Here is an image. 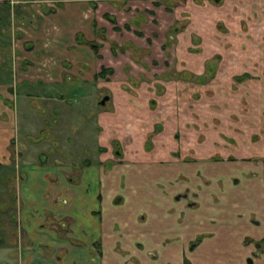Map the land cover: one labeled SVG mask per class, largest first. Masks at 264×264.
Here are the masks:
<instances>
[{
  "label": "rangeland",
  "instance_id": "rangeland-1",
  "mask_svg": "<svg viewBox=\"0 0 264 264\" xmlns=\"http://www.w3.org/2000/svg\"><path fill=\"white\" fill-rule=\"evenodd\" d=\"M69 1L62 5L57 16L49 15L58 12L51 11L53 5L58 4L53 0L0 3V76L11 82L16 106L17 103L19 108L28 106L26 88L38 89L42 96L57 95V83L48 85L37 80L35 84L39 88L32 84L22 86L12 71L28 68L35 79L48 74L43 69L47 63L44 58L52 56L53 50L51 36L45 35L48 33L44 30L45 23H49L48 18L54 17L52 20L56 22L62 18L70 32L64 38L68 40L66 49L78 55L76 57L84 58L85 51H89L97 58L87 62L93 64L89 67V64L81 66L70 62L66 67L70 80L60 85L63 88L59 91L60 101L61 94L67 92L65 103L72 114L78 115L75 110L86 113L81 120L76 117L80 122L71 126L74 133L81 121L85 125L79 126L85 141L80 145L81 156L75 152L78 148L70 151L76 155L70 158L75 170L81 171L84 165L88 167L92 163H83L84 157L97 161L98 153H102L105 160L108 148L104 143L109 142L114 149L115 139L120 141L124 154L131 155L118 161L125 165L115 164L112 169L126 175L118 188L129 197H132L130 190L138 189L139 193L159 187L171 202L174 194L185 189H197V193L208 190V195L232 190L234 194L228 198L229 202L237 199L235 193L240 192L242 184H236L235 179L242 173L247 176L245 168L250 165L238 157L246 150L253 154L254 149L264 147V0ZM78 14L85 19L76 22ZM96 43L101 46L94 48ZM51 61L63 60L53 58ZM104 66L112 72L99 76ZM54 68L56 72L57 66ZM91 68L98 71L95 83H82L75 77L82 76L84 69L91 77L94 75ZM36 95L35 100L42 106L41 96ZM105 95L111 97L105 105L95 103L97 97L101 100ZM7 103L14 105L13 98ZM90 103L96 105L95 115L89 114ZM33 106H29L28 114L35 113ZM60 108L63 107L59 105ZM98 112L111 113L112 121L118 125L111 133L102 132L100 148ZM33 118L36 117L32 116L31 120ZM155 124H160L156 126L158 129H154ZM105 135L109 138L105 139ZM54 145L57 148L54 146L52 150L63 149ZM143 151L153 161L132 159V156L141 157ZM230 154H233L232 159H228ZM254 156L248 159L257 162L259 159ZM209 161L215 166L207 169ZM8 167L0 171V178L7 177L8 173L12 175L2 186L0 183V206L6 209L3 218L6 222L0 226L6 224V236H13V191L17 185L13 175H17L18 170L14 164ZM215 173H219L218 176ZM68 174L79 176L74 170ZM138 175L144 178L137 180ZM139 203L135 205L145 206ZM8 251L15 250L7 247Z\"/></svg>",
  "mask_w": 264,
  "mask_h": 264
},
{
  "label": "crops",
  "instance_id": "crops-1",
  "mask_svg": "<svg viewBox=\"0 0 264 264\" xmlns=\"http://www.w3.org/2000/svg\"><path fill=\"white\" fill-rule=\"evenodd\" d=\"M57 1L63 6L70 2ZM0 3L10 4V0H0ZM62 9L61 6L51 8L52 12H58L49 15L57 16ZM48 19L44 30L48 31L45 35L49 34L52 38L50 46L53 50L52 56L48 54L49 58H44L47 63L43 69L48 74L35 79L34 73L28 72V68L25 71L14 69L12 72L22 86L32 84L39 88L35 84L37 80L48 85L57 83V95L46 93L47 96H54L46 98L38 93V89L26 88L29 91L25 101L29 104L19 108V104L16 106L15 103L11 82L0 76V171L4 172L13 164L18 170L17 175H13V179H17L11 219L15 239L14 245L10 247L14 248L15 254L8 255L11 251L6 252L7 247L0 250V264H6L7 260L12 264H212L209 263L212 260L214 264H248V257L255 251L258 254L253 256L251 264H264V147L254 149L253 154L246 150L243 157H238L250 165L245 168L247 176L241 174L240 192L235 193L238 198L231 202L228 198L231 199L234 194L232 190L228 194L219 192L209 195L210 191L207 190L194 193L200 197L198 204L189 206L187 199L184 203L173 199L171 202L169 198L166 199L168 195L162 188L155 187L139 193L138 189L130 190L132 197L134 195L133 200L126 195V202L117 204L113 200L119 193L121 176L118 171H103L101 153L98 156L101 165L91 163L81 171L75 170V163L72 165L70 158L76 157L75 152L81 156L80 145L85 141L79 126L85 125L81 121L74 133L71 132V126L80 122L75 120L76 117L81 120L86 113L75 110L73 112L78 115L72 114L70 106L65 103L67 92L61 94L60 101L59 91L63 89L60 85L70 80L71 75L66 68L70 62L82 66L97 58L95 55L92 57L89 51H85L84 58L71 54L65 46L68 40L64 39L70 33L69 26L62 18L57 22ZM66 19L69 21V17ZM80 19L85 18L78 14L76 22ZM53 58L63 61H51ZM90 65L93 64L88 67ZM55 66L56 72L52 69ZM91 70L94 74L91 77L86 75V69L82 76L75 77L82 83H95L98 71ZM34 94L41 96L39 100H42V106L35 100ZM10 97L14 102L12 106L7 103ZM99 99L97 97L95 103L98 104ZM31 104H34L33 115L27 113ZM59 105L63 107L62 110L58 109ZM88 108L91 109L89 114L95 115L96 105L90 103ZM30 115L36 118L31 120ZM96 116L101 139L99 145H102V132L111 133L112 129H118V125L112 121L114 115L109 112H98ZM105 136V139L109 138ZM54 144L67 149L66 152L63 149L52 150ZM104 144L111 146L109 142ZM40 147L48 150L42 151ZM72 148H78V152H70ZM142 154L132 159L151 160L144 151ZM252 156L259 160L250 161L248 158ZM107 157L111 158L112 154L108 153ZM84 158L90 161L89 157ZM211 165L214 163L209 161V166L205 168ZM224 165L222 161L221 166ZM221 166L216 165V168L220 169ZM91 168L94 169L91 171ZM70 170L78 172L79 176L69 175ZM7 178H12V175L8 173L7 177L0 178L1 186ZM143 178L138 175L137 180ZM139 201L145 206H136L140 204ZM3 208H0L2 218L6 211Z\"/></svg>",
  "mask_w": 264,
  "mask_h": 264
},
{
  "label": "flooded vegetation",
  "instance_id": "flooded-vegetation-1",
  "mask_svg": "<svg viewBox=\"0 0 264 264\" xmlns=\"http://www.w3.org/2000/svg\"><path fill=\"white\" fill-rule=\"evenodd\" d=\"M54 2H58V6L60 7H63L62 5V3L61 2H59V1H57V0H53ZM218 1V0H217ZM57 5H54V8H57ZM116 29H119V28H116ZM94 45H97V43L96 44H94ZM99 46H101V43L99 44V45H97V47H99ZM94 48H95V46H93ZM96 47V48H97ZM100 52V51H99ZM244 74V73H243ZM243 74H241V76L240 77H242V75ZM244 76V75H243ZM105 96H107V95H105ZM104 96V97H105ZM109 96V95H108ZM104 97L100 100L99 99V101L98 102H100L101 104H102V100L104 99ZM110 96H109V99L108 100H110ZM108 100H106V102L108 101ZM106 102H105V104H106ZM100 104V105H101ZM105 104H102V105H105ZM158 125H160V124H155L154 125V129H158V128H156V126H158ZM117 131V130H116ZM259 141V140H258ZM258 141H256L255 143H257ZM113 145H114V149H112L111 147L112 146H110V147H108L107 146V148H108V150H107V152L105 153L106 155H108V153H111L112 154V157L111 158H109V157H107L105 160H103L102 162H101V164H102V169H103V171H105V172H114V171H117V170H112L113 169V165H115V164H119V165H125L124 163L122 164V163H119L118 161L120 160V161H122V160H124V158L125 157H127L126 156V154H124V152L120 149V145H121V143H120V141H118V140H116L115 141V139H114V142H113ZM102 145H99L98 147L100 148ZM131 153H133V152H131ZM102 154V153H101ZM98 155H99V153H98ZM103 155V154H102ZM232 156H233V154H230L229 156H228V159H232ZM130 156H128V158H129ZM132 158H134L133 156H132ZM234 158L236 159V156L234 155ZM259 159V158H258ZM90 161L92 162V164H96L97 166L98 165H101L100 164V162H99V160L97 159V161L95 160V161H93V160H91L90 159ZM90 161H86V160H84V162L83 163H85V162H87V164H89V162ZM95 162H98V163H95ZM108 163H112V164H108ZM84 165V164H83ZM85 167H86V165H84ZM97 166H96V168H97ZM89 167V166H88ZM117 167H119V166H117ZM116 169V168H115ZM120 176H121V184L125 181V177H126V175H123L122 173L121 174H119ZM242 179H243V176L241 175V176H239L238 178H236L235 179V181H236V184H240L241 183V181H242ZM120 184V185H121ZM195 190H197V189H195ZM195 190L193 191L192 189L190 190V189H185L184 191H180V192H177V193H179L178 194V196H177V193L174 195V200L175 201H177V202H181V200H188V204H189V206H191V205H197L198 204V200L196 201V195H194V193H197V191L195 192ZM198 194V193H197ZM126 198H127V196L123 193V192H120L119 191V193L115 196V198H114V200H113V203H117V204H124L125 202H126ZM195 198V199H194ZM189 199H190V201H189ZM0 218H1V223L0 224H2V222L4 223V220L2 221V216H0ZM6 222V221H5ZM1 227V226H0ZM7 228V226H6V224H3V227H1V230H0V250H3L5 247H12L13 245H14V235L13 236H6V234H5V229ZM10 228V227H9ZM2 232V233H1ZM12 233H13V231H12ZM16 237H19L17 234H16ZM200 240V239H199ZM10 254H12V256H14V254H15V251H13V252H8V255H10ZM258 254V252L257 251H255L254 252V254L253 255H251L250 257H248V259H247V263H249L250 262V264L253 262V259H254V257L253 256H255V255H257ZM1 262V261H0ZM187 263H189V262H187ZM6 264H12V263H9V261L7 260L6 261ZM14 264V263H13Z\"/></svg>",
  "mask_w": 264,
  "mask_h": 264
},
{
  "label": "trees",
  "instance_id": "trees-1",
  "mask_svg": "<svg viewBox=\"0 0 264 264\" xmlns=\"http://www.w3.org/2000/svg\"><path fill=\"white\" fill-rule=\"evenodd\" d=\"M89 43H91V42H89ZM93 46H95V48L97 47V45H93ZM108 71L112 72L111 69L104 66L98 74H99V76H102L103 74H106ZM240 78L243 79V77H240Z\"/></svg>",
  "mask_w": 264,
  "mask_h": 264
},
{
  "label": "water",
  "instance_id": "water-1",
  "mask_svg": "<svg viewBox=\"0 0 264 264\" xmlns=\"http://www.w3.org/2000/svg\"><path fill=\"white\" fill-rule=\"evenodd\" d=\"M109 99V96L107 95V96H105L104 97V99L101 101L102 102V104H105V102H106V100H108Z\"/></svg>",
  "mask_w": 264,
  "mask_h": 264
}]
</instances>
